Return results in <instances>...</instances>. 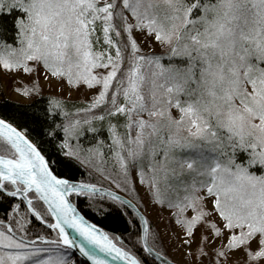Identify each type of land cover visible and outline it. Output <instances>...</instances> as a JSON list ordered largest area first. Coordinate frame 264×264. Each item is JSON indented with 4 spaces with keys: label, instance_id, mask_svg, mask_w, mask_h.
I'll return each mask as SVG.
<instances>
[{
    "label": "snow or ice",
    "instance_id": "snow-or-ice-1",
    "mask_svg": "<svg viewBox=\"0 0 264 264\" xmlns=\"http://www.w3.org/2000/svg\"><path fill=\"white\" fill-rule=\"evenodd\" d=\"M0 70V264H264V0H0Z\"/></svg>",
    "mask_w": 264,
    "mask_h": 264
},
{
    "label": "rangeland",
    "instance_id": "rangeland-1",
    "mask_svg": "<svg viewBox=\"0 0 264 264\" xmlns=\"http://www.w3.org/2000/svg\"><path fill=\"white\" fill-rule=\"evenodd\" d=\"M0 83L3 85V92H0V100L2 99H10V100H17V99H23L24 102H29L28 97L21 98L18 94H15L12 90L19 81L17 80L16 83H14V78L10 75L6 76L3 74V71L0 70ZM86 87V86H85ZM58 91V89H49L47 87L44 88V93L46 95L48 94H55ZM83 89H81V92ZM72 99H79L80 93L73 92ZM83 99L87 100L90 99L89 96H84ZM114 189V186H113ZM115 190V189H114ZM143 195V193H141ZM132 196V195H130ZM133 197V196H132ZM144 214L151 220L153 225L155 226L156 230L160 233L161 237H163V243L165 248L167 249V253L171 259H173L175 262L179 264H192V257L191 256H185L182 254L181 246L178 243H173L169 237L175 232L179 226H176L174 224H170V222L167 219H164L162 217H167V212H159L158 208H145L143 206H140ZM188 251H191L190 249ZM200 257L197 256L196 258V264H199Z\"/></svg>",
    "mask_w": 264,
    "mask_h": 264
},
{
    "label": "trees",
    "instance_id": "trees-1",
    "mask_svg": "<svg viewBox=\"0 0 264 264\" xmlns=\"http://www.w3.org/2000/svg\"><path fill=\"white\" fill-rule=\"evenodd\" d=\"M2 100H4V99H2ZM7 100H10V99H7ZM10 101H12V100H10ZM74 173L78 179H85L86 178V173H84L83 169H74ZM128 196L137 203L136 199H134L130 195H128ZM73 203H76L78 205V209L82 210V213L89 220H91L94 223L101 226L105 231H107L109 233H116L118 235L123 233L125 236H127L128 228H127V225L125 224L123 219H112V218L102 219L100 216L94 215L93 213L88 211V209L85 208L84 203L82 201L73 200ZM128 211H129V213L132 212L131 209H129ZM149 221H150V227L152 228V230L157 231L150 219H149ZM136 222H137V224H139L138 218H136ZM125 244L129 248H131V244L128 243V240H125ZM167 255H168V253H167ZM168 257H169V255H168ZM82 264H84V263L82 262Z\"/></svg>",
    "mask_w": 264,
    "mask_h": 264
},
{
    "label": "water",
    "instance_id": "water-1",
    "mask_svg": "<svg viewBox=\"0 0 264 264\" xmlns=\"http://www.w3.org/2000/svg\"><path fill=\"white\" fill-rule=\"evenodd\" d=\"M122 195H123V193H122ZM126 198L127 199H130V200H132V202H133V204H136V202L133 200V199H131L128 195L126 196ZM79 210V209H78ZM139 210H140V212L145 216V218L146 219H148L147 218V216L144 214V212L142 211V209L141 208H139ZM83 214V213H82ZM86 217V216H85ZM86 219H88L87 217H86ZM89 220V219H88ZM90 222H92V223H94L93 221H91V220H89ZM98 225V224H97ZM98 227H101V226H99L98 225ZM102 228V227H101ZM70 232H71V230H69ZM169 258V260H173V259H171L170 257H168ZM81 260H82V262L84 263V264H91V262L90 261H88L86 258H84V257H81L80 258ZM174 261V260H173ZM175 264H179V263H177V262H175Z\"/></svg>",
    "mask_w": 264,
    "mask_h": 264
}]
</instances>
